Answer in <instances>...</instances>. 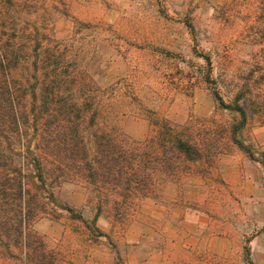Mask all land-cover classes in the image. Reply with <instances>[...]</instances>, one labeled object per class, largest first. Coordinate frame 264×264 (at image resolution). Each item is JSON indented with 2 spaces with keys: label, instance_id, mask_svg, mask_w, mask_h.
<instances>
[{
  "label": "rangeland",
  "instance_id": "374dc122",
  "mask_svg": "<svg viewBox=\"0 0 264 264\" xmlns=\"http://www.w3.org/2000/svg\"><path fill=\"white\" fill-rule=\"evenodd\" d=\"M11 1L0 0V62L2 48L10 49L8 78L26 113L35 101L32 86L49 67L47 78L61 74V93L84 110L92 156L94 131L128 136L152 151L156 132L168 124L191 129L203 145L202 163L191 164L205 176L159 175L149 200L70 183L57 189L53 217L40 228L57 264H92L93 253L102 264H145L168 248L174 231H186L183 244L193 249L175 257L177 264H264V120L249 111L243 123L220 101L231 104L243 75L264 62V33H256L264 31L263 0ZM171 8L188 37L166 34L147 18ZM7 263L15 264L0 259Z\"/></svg>",
  "mask_w": 264,
  "mask_h": 264
},
{
  "label": "trees",
  "instance_id": "16d2710c",
  "mask_svg": "<svg viewBox=\"0 0 264 264\" xmlns=\"http://www.w3.org/2000/svg\"><path fill=\"white\" fill-rule=\"evenodd\" d=\"M4 48L5 60L0 62V259L24 264L58 263L36 225L53 217L49 206L58 204L55 192L65 184L95 188L107 195L115 193L124 200H144L159 175L176 181L190 173L191 161L202 159L203 145L190 134L191 129L177 131L168 124L156 132L152 151L151 146L128 136L116 139L94 131L97 152L92 156L84 110L72 102L73 96L61 93V74L55 72L51 82L47 78L49 67L45 68L42 84L32 86L35 101L28 114L22 95L14 92L8 78L12 52ZM259 54L264 55V49ZM13 56L17 62L14 52ZM255 65L243 75L233 102L228 105L220 100L226 109L240 112L243 123L249 111L264 118V62ZM59 68L56 65L55 70ZM39 86L42 90L38 99ZM20 146L25 150H18ZM104 203H110L108 196Z\"/></svg>",
  "mask_w": 264,
  "mask_h": 264
},
{
  "label": "crops",
  "instance_id": "0c3cea01",
  "mask_svg": "<svg viewBox=\"0 0 264 264\" xmlns=\"http://www.w3.org/2000/svg\"><path fill=\"white\" fill-rule=\"evenodd\" d=\"M169 2L170 1L168 0L167 6L169 5ZM259 8L261 9L262 15H264V0L261 2V7H259ZM175 11L178 12V10H175L174 8H171L170 10L167 11L168 13L167 12L166 13H162V15L160 13L156 12L155 18L152 17V16H150V17H148L147 15L146 16H147V18H150L151 21H153L155 19L156 23L164 26V29H165L164 33L172 34V35H180V36L183 35L184 37H188L190 29L186 26V24H184V23H176L174 21L175 19L178 18V14ZM184 17H185V15H184ZM245 18H247V16H245ZM151 21H149V22H151ZM166 27H172V28L166 29ZM260 32L263 33L264 31L263 30H258V32H256V33L260 34ZM233 100H234V98L232 99V102H233ZM232 112H235V111H232ZM263 120H264V118H263ZM197 162H201L202 163V160H198ZM189 166H190V173L185 175V177L182 180L186 179L187 181H189V180H197L198 181V180H200V178H203V176H205V174L203 173L202 170L197 171L195 173L194 170H193V167H194L193 164L189 163ZM204 166H205V164H204ZM207 171H208V168H207ZM204 172H206V171H204ZM146 200H149V199H146ZM173 208H175V205H173ZM100 211L103 212L102 209ZM179 214L180 213H178L177 210L173 211V216H174L173 222L177 224V225L174 224V227L178 228V230L180 231L181 223H180V219H179ZM99 216L101 217L102 214L99 215ZM43 221H45V220H42V221H40L38 223L37 229H38V231H41L40 233L45 234V233H47V231L42 232V230L40 229L44 225ZM49 226L54 231V227H52L51 225H49ZM190 226L191 225L189 223H184V225H183V227L186 228V230L189 229ZM180 232L174 231L173 235L171 236L172 239H170V243L167 245L168 248L162 250L159 253L157 251L156 255H152V258L149 259L145 264H177V260L175 259V257H177L180 253L184 254L183 253V251H184V252H187L188 254H192L191 251L193 249L187 248V245L183 244L184 243V237L187 235L186 231L183 232L182 236H181ZM48 235L50 236V238L54 236V233L51 231V229L48 230ZM202 243H203V240H202ZM165 247H166V245H165ZM184 248H187V250H185ZM204 250H205V254H206L207 253L206 247H205ZM208 251H210V248H208ZM194 254H198V251L195 252ZM100 257H101V254H97L96 256H94V253H93L92 254V264H102ZM105 259H110V256H108ZM112 259H113V257H112ZM14 262H15V264H24L23 261L22 262L21 261H18V262L14 261ZM7 264H10V263H7ZM109 264H111V263H109Z\"/></svg>",
  "mask_w": 264,
  "mask_h": 264
}]
</instances>
